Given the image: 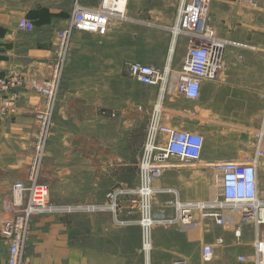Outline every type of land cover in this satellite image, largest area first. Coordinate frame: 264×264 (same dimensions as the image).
<instances>
[{
    "label": "crops",
    "instance_id": "1",
    "mask_svg": "<svg viewBox=\"0 0 264 264\" xmlns=\"http://www.w3.org/2000/svg\"><path fill=\"white\" fill-rule=\"evenodd\" d=\"M30 1L43 3L21 11L23 4ZM59 1L0 0V77L16 72L27 78V88L20 94L17 115L11 120L0 121V203L11 197L16 168L25 171L31 160L35 122L30 116L38 111V102H42L31 84L36 81L37 85L42 79V67L50 62L59 34L68 28L76 0L68 7H61ZM230 1L232 10L238 14L241 6H252L251 2L257 0ZM258 2L262 4L264 0ZM212 7L215 13L220 10L217 5ZM21 18L30 22L29 30H19ZM230 25L229 33L220 31L221 37L232 42L224 67L218 81L215 84L205 82L202 92L208 87L211 89L212 99L208 102L214 106V111L250 122L264 107V46L249 39L252 30L246 27L249 25L247 18L232 17ZM172 42L170 50L167 45L159 46L158 56L144 54L141 61L162 68L178 48L173 66L180 69L186 43L182 39L178 41L171 54ZM110 61L108 52L106 64L110 65ZM138 84L142 90L151 93L153 99L158 94L160 106L163 97L159 99V88ZM94 95L95 91L91 90L64 93L58 100L56 119L39 165V175L50 186V199L56 205L103 202L112 190L113 174L123 167L120 163L112 164L117 158H112L110 132L104 130L101 102L92 99ZM168 101L164 103V115L173 113V110L179 114L191 113L189 107L174 106L172 99ZM152 106L154 111L156 106ZM166 121L164 118L166 126L177 125L175 121ZM263 144L261 139L258 151ZM117 161L121 162V158ZM182 228L185 227L156 225L152 233L151 264L158 262L160 254L173 261L187 257L185 246L190 245L191 240ZM262 231L264 234V228ZM203 237L204 244H216L217 238L224 240L223 245L217 246L214 260L208 264H237L238 256L252 254L253 237L247 227L240 243L225 227H215L212 234L203 233ZM7 255L8 242L0 235V264H6ZM143 255L140 228L117 225L108 214L44 216L32 218L28 223L22 264H143ZM261 257L264 264V247L261 248Z\"/></svg>",
    "mask_w": 264,
    "mask_h": 264
},
{
    "label": "rangeland",
    "instance_id": "2",
    "mask_svg": "<svg viewBox=\"0 0 264 264\" xmlns=\"http://www.w3.org/2000/svg\"><path fill=\"white\" fill-rule=\"evenodd\" d=\"M103 1L76 0L75 5L93 9L99 7ZM59 2L61 7H68L72 3L74 4L73 0H60ZM106 2L108 6L114 5V1L112 0H106ZM41 3L43 2H25L21 11H24L28 6L32 7ZM213 5L220 7L218 13H215L213 10ZM251 5L249 7L241 6L238 14H236L232 10L230 0H211L209 19L211 26L216 30L217 36L221 39L228 40L220 36V31L222 33H229L232 17L236 18L237 16H241L247 18L249 25L246 27L252 30L249 39L264 46V3L259 4L257 0L252 1ZM178 6L179 0L178 3L177 0H127V2H121L119 4L120 12H126V19H120L114 22L112 33L109 36L106 35L103 37L77 31L72 32L68 36L63 58L59 63V77L56 85L57 98L50 117L45 145L42 153L39 154L36 151L35 140L38 131L37 121L40 120L39 116L41 114L43 115L47 110L41 88L46 81L50 82L52 80L56 68L57 55H55V52L59 46V40L57 39L50 62L42 67L43 72L40 76L42 79L38 81L37 85L35 84L36 81H33L31 84V86H35L33 88L36 89L42 102H38V111L30 116L35 122L30 163L25 171L16 168L14 183L26 182L31 177L35 180L44 181L39 175L38 163L40 165L47 140L52 131L53 121L56 119L55 114L60 95L64 93L74 94L76 92H86L87 90H91V92L95 91L92 99L95 98L101 102L100 116L101 121L104 123L103 127L105 132H110L112 158L114 156L117 159L121 158V162H116L117 159H115L112 161V164L120 163L123 165L112 176V190L110 193L119 190L128 191L125 196H121L117 200L121 212L119 216L121 215L122 222L129 221L133 223H125L120 226H136L141 230L140 222L142 221L143 210L135 207L134 202L139 199L132 193L141 186L140 160L147 138V131L152 120V111L154 109L152 105L154 104L157 107L159 100H157L158 94L153 99L151 93L142 90L137 81L127 75L126 66L129 62L143 63L140 57L144 54H150L154 57L158 56L157 48L159 46L163 47L167 45L170 50L172 39L175 40L171 29L175 26ZM244 9L246 10L245 12L243 11ZM74 10L75 8H73V12ZM23 20L29 22L27 18H21L18 22V28ZM19 30L22 31L20 28ZM65 30L67 28L62 31L64 32ZM181 39L185 42L184 38L179 37V41ZM97 42L101 43L97 44ZM103 42L105 43L103 44ZM231 46L232 42L229 47ZM178 51V48L175 49V52L173 51L171 80L160 104L162 115H160L159 122L167 118L166 122L170 123L171 121H175L177 123L176 126L170 125L176 130L190 131L204 136L205 147L202 160L199 162L183 163L173 160L166 163L163 176L154 183L155 187L159 188V192L152 197V206L150 207L153 218L160 220L170 219L173 215L171 203L174 201V195L169 194L166 189L175 190L184 202H206L218 199L220 196V175L216 171V165L220 162L240 161L244 158L253 161L259 158L260 185L264 190V144L262 149L258 151V143L262 136L259 135V132L262 129L264 107L250 122L239 121L234 118V115L214 111V106L211 102H208L212 99L210 97L211 89L209 87L203 92L201 91L198 100H189L181 96L178 92L177 82L182 66L178 70L173 66ZM183 51H186L185 46ZM108 52L111 55L110 65L106 64ZM163 68L164 66L157 69ZM22 74L10 72L0 77V100L13 102V107L15 108L14 111L1 112L0 121L11 120L17 115L20 94L22 90L27 88V78L24 76L25 74ZM217 81L218 77L215 80H207L205 82L215 84ZM169 99H172L174 106L184 105L186 108L189 107L191 113L179 114L173 110V113H165L166 115H164V103L170 102L168 101ZM34 160H37V168L32 165ZM10 195L12 197L13 192ZM50 202L52 203L51 199ZM3 206L4 202H1L0 216L4 215ZM98 214L106 213L95 211L87 215ZM71 215L73 214H35L32 217ZM225 215L227 219L225 229L232 232L233 226L230 223L239 220L238 215L233 210H225ZM155 227L156 225L153 226L152 233ZM246 227L252 235L251 227ZM162 228L168 229L169 227ZM182 229L189 234L191 240V244L185 246L187 257L184 260H187L190 264H200L199 252L204 245L201 225L191 224ZM242 239L236 242L240 243ZM199 242H201L200 246ZM252 245L253 241H251V247ZM21 259L23 260L22 257ZM143 260V264H146L145 252ZM157 261L156 264H172L173 262L171 258L162 254L157 257Z\"/></svg>",
    "mask_w": 264,
    "mask_h": 264
},
{
    "label": "built area",
    "instance_id": "3",
    "mask_svg": "<svg viewBox=\"0 0 264 264\" xmlns=\"http://www.w3.org/2000/svg\"><path fill=\"white\" fill-rule=\"evenodd\" d=\"M113 6H108L106 0L97 10L76 7L67 30L59 34V46L56 68L52 80L46 81L41 90L45 98V113L37 121L36 151L41 154L45 145L50 125V117L54 110L57 98V80L59 77V63L63 58L66 40L72 32H85L98 36H106L114 26V22L123 18L119 4L127 0H112ZM211 0H179L175 27L178 29V38L182 37L186 43V54L180 71L181 84L178 92L189 100H198L202 85L207 80H215L222 70L227 48L231 43L219 38L216 30L210 24ZM22 31L30 29V24L23 20L19 24ZM172 30V29H171ZM173 33V31H172ZM168 63V62H167ZM171 62L163 69L141 62H129L126 66L127 75L138 83L159 88L165 91L171 77ZM167 79V80H166ZM166 80V81H165ZM163 94V95H164ZM13 102L0 100V113L14 111ZM162 115L161 108L156 107L147 131V138L140 162L141 186L132 193L138 197L135 207L143 210L140 227L149 224L151 230L158 224L173 226L201 225L204 234H212L215 227L224 228L227 225L225 210H233L239 220L231 222L234 238L239 241L243 238L246 226L252 229V254L238 256L237 264H262L261 248L264 247V190L260 185L259 158L251 161L244 158L240 161L221 162L216 165L219 173L218 199L206 202H184L175 190H167L174 195L172 218L160 220L153 218L150 209L152 197L159 192L155 182L165 172L168 161L195 163L202 160L205 147L204 136L185 130H176L159 122ZM264 139V114L262 129L259 132ZM164 190V189H163ZM128 191L119 190L109 193L107 200L99 206L87 203L80 207H53L49 203V188L40 184L38 180L30 178L26 182H17L13 186V196L9 197L3 206V216H0V235L9 243L8 264H20L22 257V231L27 225L30 216L35 214H86L109 212L118 225L133 222H122L119 216L120 206L118 199ZM122 205V204H120ZM20 208L23 211L18 212ZM233 219V218H232ZM143 228V227H142ZM144 240L147 238L144 236ZM223 239L217 238L216 244H222ZM201 255L205 264L209 263L215 254V245L204 244ZM173 264H188L185 260L174 261Z\"/></svg>",
    "mask_w": 264,
    "mask_h": 264
},
{
    "label": "bare ground",
    "instance_id": "4",
    "mask_svg": "<svg viewBox=\"0 0 264 264\" xmlns=\"http://www.w3.org/2000/svg\"><path fill=\"white\" fill-rule=\"evenodd\" d=\"M125 4V3H124ZM125 6H126V4H125ZM76 7H81V8H86V7H83V6H81V5H75L74 6V8H76ZM99 7H97V8H93L94 10H97ZM88 9H90V8H88ZM122 13H124V16H123V18L122 19H126V16H125V14H126V12H121V14ZM72 14H73V12H72ZM71 20H72V17H71V19H70V22H71ZM113 29V28H112ZM111 29V30H112ZM174 29V28H173ZM173 29H172V31H173ZM110 33V32H109ZM175 34V35H174ZM172 35H173V38H175V40H173V42H172V49H171V54H172V52L174 51V48H175V44H177V42L179 41V38H178V29L175 27V29H174V33H172ZM224 40V39H223ZM226 41H228V40H226ZM229 43H231L230 41H229ZM63 55V54H62ZM172 61V57L170 56V60H169V62H171ZM167 80V79H166ZM165 80V81H166ZM170 80H171V77L169 78V80H168V84H167V86L169 85V83H170ZM180 84H181V80H180V75H179V78H178V82H177V87L178 86H180ZM160 91H161V97L160 98H162L163 97V94H164V91L163 90H161L160 89ZM158 108H161L160 106H157ZM36 140V139H35ZM35 168H37V160H34V162H33V164H32ZM38 169H39V163H38ZM39 181V183L40 184H43V185H46V186H48V188H49V185L46 183V182H43V181H41V180H38ZM49 191H50V188H49ZM106 200H107V198H106ZM106 200H104L103 202H105ZM103 202H100V203H92V205L93 206H99V205H101ZM49 203L53 206V207H80V206H82V205H85V204H87L86 202H83V203H78V204H70V205H56V204H53V203H51L50 202V194H49ZM15 209H17L18 210V212L19 213H21L23 210L22 209H20V208H15ZM103 213H106V214H109L111 217H112V219L114 220V222L117 224V222H116V220L114 219V217H113V215L111 214V213H109V212H103ZM78 214H85V215H87L86 213H82V212H77V213H73V215H78ZM41 215H56V214H49V213H44V214H41ZM61 215H63V214H61ZM33 216V215H32ZM32 216H30L29 217V219H28V222H27V225H26V227L24 228V231H22V237H23V244H22V249H23V245H24V236H25V232H26V229H27V227H28V223H29V221L32 219V218H34V217H32ZM118 225V224H117ZM143 227V228H142ZM141 227V234H142V250H143V252H145L146 253V264H151L150 263V252L152 251V230H151V226H149V224H147V225H143ZM144 236L147 238V240L145 241L144 240ZM221 239H223V238H221ZM206 244V243H205ZM209 244H214L215 245V251H216V248H217V246L218 245H223L224 244V240H223V243L222 244H215V243H209ZM204 246V245H203ZM203 246L201 247V250H202V248H203ZM253 246H254V244H253ZM201 252V251H200ZM21 254H22V252H21ZM214 257H215V254H214ZM8 260H9V243H8V255H7V261H6V264H8ZM178 260H181V259H178ZM200 260H201V264H205V260H204V258H203V256L201 255V253H200ZM214 260V258H212V260H210V262H212ZM175 261H177V260H175ZM186 261V260H185ZM174 262V261H173ZM173 262H172V264H173ZM209 262V263H210ZM188 263V262H187ZM20 264H22V259H21V262H20ZM189 264V263H188ZM208 264V263H207Z\"/></svg>",
    "mask_w": 264,
    "mask_h": 264
}]
</instances>
